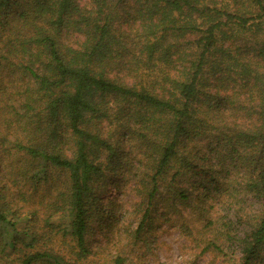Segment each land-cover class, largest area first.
<instances>
[{
    "label": "trees",
    "instance_id": "obj_1",
    "mask_svg": "<svg viewBox=\"0 0 264 264\" xmlns=\"http://www.w3.org/2000/svg\"><path fill=\"white\" fill-rule=\"evenodd\" d=\"M109 181L139 196L130 244L161 204L264 264V0H0V264H88Z\"/></svg>",
    "mask_w": 264,
    "mask_h": 264
},
{
    "label": "rangeland",
    "instance_id": "obj_2",
    "mask_svg": "<svg viewBox=\"0 0 264 264\" xmlns=\"http://www.w3.org/2000/svg\"><path fill=\"white\" fill-rule=\"evenodd\" d=\"M80 4L88 3L89 0H76ZM69 42H72L76 35H68ZM107 191H110L111 201L103 194L101 201L105 203L104 218L108 217L109 210L119 212L118 229L114 231L111 239L107 242L106 234L108 228H101L102 225L93 220L94 231L90 236V247L92 253L88 255V264H110V259L115 255L119 247L129 249L130 264H224L220 256L213 257L209 252H198L197 246L186 237L179 228L177 220L167 219L160 215L165 212L163 205L159 204L154 210L155 215L152 218L153 226L143 230L147 234L145 241L138 242L135 245L130 244V229H135L141 210L135 211L139 196L135 193L131 183L129 186L115 185L110 183ZM46 193V185L39 186L36 193ZM111 202V203H110ZM26 221H22V225ZM124 228H128L124 232ZM127 234H129L127 236ZM129 239V240H128Z\"/></svg>",
    "mask_w": 264,
    "mask_h": 264
}]
</instances>
